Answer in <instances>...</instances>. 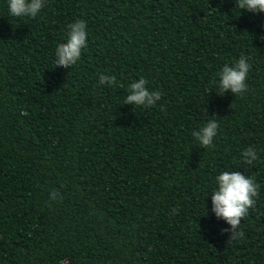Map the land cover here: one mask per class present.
Masks as SVG:
<instances>
[{
  "label": "trees",
  "instance_id": "1",
  "mask_svg": "<svg viewBox=\"0 0 264 264\" xmlns=\"http://www.w3.org/2000/svg\"><path fill=\"white\" fill-rule=\"evenodd\" d=\"M234 2L43 0L30 18L0 0V264H264V13ZM77 20L87 47L61 68ZM241 56L246 89L222 93ZM140 78L152 106L125 104ZM223 171L258 185L235 238L211 211Z\"/></svg>",
  "mask_w": 264,
  "mask_h": 264
},
{
  "label": "clouds",
  "instance_id": "2",
  "mask_svg": "<svg viewBox=\"0 0 264 264\" xmlns=\"http://www.w3.org/2000/svg\"><path fill=\"white\" fill-rule=\"evenodd\" d=\"M235 7L253 14L264 13V0H235ZM43 7V0H8L10 15L14 17L37 16ZM66 42L57 45L55 50V65L61 68H71L81 58L82 49L87 47L86 21L77 20L68 26ZM250 70V64L241 56L231 66L225 64L218 73V87L222 93L230 91L232 94L242 93L247 85L245 83ZM100 84H113L115 77L99 76ZM147 81L140 78L129 86V93L125 104L136 106H152L161 98L158 91L149 92L146 88ZM219 128L218 122L213 119L192 135L197 144L202 148L213 147V140ZM245 163L252 164L257 159V154L252 148L245 149L242 153ZM216 189L211 195V211L217 218L222 219L230 227L222 231L229 232L235 238L242 233L238 232L242 218L248 210L255 205L258 196V185L252 178L246 177L240 171H223L215 177Z\"/></svg>",
  "mask_w": 264,
  "mask_h": 264
}]
</instances>
